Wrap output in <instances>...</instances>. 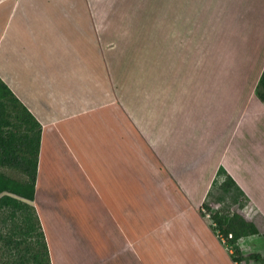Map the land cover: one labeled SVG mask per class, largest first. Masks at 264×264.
I'll list each match as a JSON object with an SVG mask.
<instances>
[{
    "label": "crops",
    "instance_id": "obj_1",
    "mask_svg": "<svg viewBox=\"0 0 264 264\" xmlns=\"http://www.w3.org/2000/svg\"><path fill=\"white\" fill-rule=\"evenodd\" d=\"M101 2L0 0V78L42 125L33 204L51 264H238L201 208L221 167L252 198L257 167L242 168L264 159V0H174L159 45ZM128 67L149 92L137 115L114 85ZM60 143L74 163L52 169Z\"/></svg>",
    "mask_w": 264,
    "mask_h": 264
},
{
    "label": "rangeland",
    "instance_id": "obj_2",
    "mask_svg": "<svg viewBox=\"0 0 264 264\" xmlns=\"http://www.w3.org/2000/svg\"><path fill=\"white\" fill-rule=\"evenodd\" d=\"M119 1L123 2L119 7L121 8L120 11L123 16V24L125 26H128L130 28V31L139 34V40L141 38L146 42V40L154 41L155 38L157 39V41L155 42V44L157 45L162 42L164 43V40L165 43L166 41H168V38H166V32L162 30H164L165 21L168 17V8L170 7L171 2H174V0H136L140 4L146 5V7L142 5L139 12H133L135 0H131V5L129 4L130 0ZM102 4L103 0L101 2V5ZM130 6H132L133 8H130ZM107 7L110 10H114V3H109ZM95 9H98V7H95ZM129 9L131 12H129ZM109 17L111 19L113 17L116 19L115 16H112L111 12ZM156 27L160 32L164 33V38L160 35L159 32L156 31ZM137 31H140V33H137ZM159 38H161L162 40H159ZM129 68L130 67H128L127 71L122 68L118 70L119 77L114 81V85L118 86V88L120 89L118 93L126 108L133 115H137L138 112L132 111L131 107H133L134 104H139L140 99L145 97L147 92H144V89H146L147 87L145 86V80H143L142 78H125V75L133 71L132 69L129 70ZM137 70L139 71V69ZM149 73L153 72L150 71ZM110 78L111 77L109 76V82L111 83ZM238 82L244 83L247 82V80H245L243 77L242 80H238ZM147 94H149V92ZM8 103L10 110H13L12 103L10 101H8ZM138 111H140V109H138ZM13 121L14 126L11 128L17 130L18 133H23L25 131V127L21 126L14 118ZM125 123L128 124V126H126V136L128 137V140L132 142L133 139L130 137L132 136L133 130H136L135 126L132 124L131 119L127 116L125 117ZM262 124H264V122H262ZM258 130H261L260 134H258ZM258 130L256 129V131H253L254 141H264V136L261 135L263 132V127L260 126V129ZM131 146H135V144L131 143ZM66 153H69L68 149L62 143L50 146L47 149V157L50 159L52 169L53 167L60 164H62V166H69V162L74 163L71 158H69V160L67 158L64 159L63 154ZM132 154H134V152H132L131 155ZM56 155L58 156L55 158ZM126 162H131L132 164V157H130V161ZM253 162L255 163H244V167L242 168V170L245 171L248 167L252 166V169L257 167V171L254 173L255 175L250 177L252 182L248 183L249 189L253 192V195L251 194L252 198L249 197V199L243 191L238 190L236 187H232L230 193H224L221 188V183L224 179H226V177L224 174H222L217 178L216 183H214L212 189L210 190V195L206 197L205 201L207 203H210L209 205L214 209V211H217L223 215L239 213L245 216L247 219H250V217H252L254 219L253 222L261 226V229H264V219L262 220V216H264V208H258L264 203V173H262V169H264V159L257 157ZM0 171L19 181H25L27 178L21 170L16 168L2 166L0 167ZM64 172L65 170L63 171V174ZM74 172V177L77 178L75 179V181L77 183V181H80L79 177L82 178L80 168L76 166L75 170H73V173ZM169 193L174 197V200L176 202L185 200L186 196H184V193L178 191L177 189ZM220 197L222 198L220 199ZM157 198L158 203H161L163 201L165 202V200H167L166 196L164 194L162 195L160 192H157ZM235 199L238 200L235 201ZM28 203L34 205L32 202L28 201ZM35 210L36 208L34 209L33 207L20 208L15 207L12 204H0V264H40L39 260L36 259V255H38L41 260H45L43 244L44 241L40 236V229L38 227V220L36 216L37 212L35 213ZM147 215L148 213L142 215L143 222L146 221L144 217H146ZM203 217L206 219V221H208V223H211V217H207V215H204ZM30 227L31 230L29 229ZM32 227L34 228L32 229ZM260 232L262 233L261 230ZM226 245L229 247L228 244ZM242 247L246 255L256 251L262 252L264 254V238L260 234L250 235L249 237L241 241L240 248L242 249ZM246 255L244 256V260L240 264H264L262 262L249 260L245 258Z\"/></svg>",
    "mask_w": 264,
    "mask_h": 264
},
{
    "label": "trees",
    "instance_id": "obj_3",
    "mask_svg": "<svg viewBox=\"0 0 264 264\" xmlns=\"http://www.w3.org/2000/svg\"><path fill=\"white\" fill-rule=\"evenodd\" d=\"M255 94L264 104V69L256 85ZM8 101L12 103L14 111L10 110ZM13 118L21 126L25 127L23 133H18L17 130L11 128L14 126ZM41 130V123L0 78V167L6 166L19 169L27 177L25 181H19L0 171V204H12L15 207H33L35 209L34 205L28 203V201L33 203L36 195ZM222 174L226 177L221 183L224 193H230L232 187H236L242 191L236 180L224 167H221L218 172L219 176ZM216 181L217 179L214 180V183ZM237 200L235 199V201ZM209 204L204 201L202 205L210 211L211 223L209 224L221 240V235L227 239L226 244H229L228 248L231 250L232 259L240 264L245 256L239 246L240 239L257 234H260L264 238V232L261 233L256 224L245 216L239 213L223 215L214 211ZM201 214L204 216L202 209ZM36 216L40 236L44 241L45 260H41L38 255H36V259L39 260L40 264H51L45 233L37 213ZM29 229L31 230V227ZM230 234H232L231 237H229ZM245 258L264 263V256L259 252L249 253Z\"/></svg>",
    "mask_w": 264,
    "mask_h": 264
},
{
    "label": "built area",
    "instance_id": "obj_4",
    "mask_svg": "<svg viewBox=\"0 0 264 264\" xmlns=\"http://www.w3.org/2000/svg\"><path fill=\"white\" fill-rule=\"evenodd\" d=\"M201 209H202L204 215H207V217H210V211L208 209L204 208L203 206H202ZM231 236H232V234L229 235V237H231ZM221 237H222V241L226 244L227 243V239L223 235H221Z\"/></svg>",
    "mask_w": 264,
    "mask_h": 264
}]
</instances>
